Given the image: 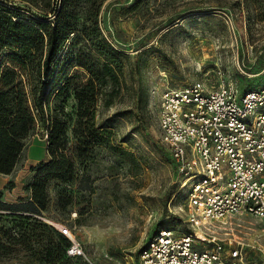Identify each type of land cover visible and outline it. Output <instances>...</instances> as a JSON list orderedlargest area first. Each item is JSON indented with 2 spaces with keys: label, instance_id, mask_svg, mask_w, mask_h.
I'll list each match as a JSON object with an SVG mask.
<instances>
[{
  "label": "rangeland",
  "instance_id": "1",
  "mask_svg": "<svg viewBox=\"0 0 264 264\" xmlns=\"http://www.w3.org/2000/svg\"><path fill=\"white\" fill-rule=\"evenodd\" d=\"M47 1L0 3L43 20L54 16L56 1L42 10ZM100 27L124 62L112 104L97 106L108 143L79 165L73 181L49 182L47 209L32 214L42 225L0 207V264H143L141 250L160 229L191 232L160 125L163 85L227 77L241 90L263 83L264 0H108ZM74 105L70 98L67 111ZM46 134L47 125L39 126L14 171L0 173V203L27 206L39 164L49 160ZM58 223L70 227L81 255L63 251ZM210 230L243 245L245 264H264V224L255 215H234Z\"/></svg>",
  "mask_w": 264,
  "mask_h": 264
},
{
  "label": "trees",
  "instance_id": "2",
  "mask_svg": "<svg viewBox=\"0 0 264 264\" xmlns=\"http://www.w3.org/2000/svg\"><path fill=\"white\" fill-rule=\"evenodd\" d=\"M54 1V16L43 20L24 18L13 5L0 3V173L14 171L41 125H47L49 155L29 187L27 206L0 203V207L41 225L32 214L47 209L49 182L73 181L79 165L108 143L107 131L97 125V106L112 104V93L124 75L120 52L100 27L108 0ZM51 6L49 0L42 10ZM70 98L75 102L73 113L67 111ZM53 231L67 253L71 240L58 229ZM30 239L26 235L24 240Z\"/></svg>",
  "mask_w": 264,
  "mask_h": 264
},
{
  "label": "built area",
  "instance_id": "3",
  "mask_svg": "<svg viewBox=\"0 0 264 264\" xmlns=\"http://www.w3.org/2000/svg\"><path fill=\"white\" fill-rule=\"evenodd\" d=\"M159 119L192 231L160 229L141 250L143 264H245L243 245L210 229L245 213L264 224V80L246 90L228 77L166 80ZM55 226L71 240L68 255H81L70 227Z\"/></svg>",
  "mask_w": 264,
  "mask_h": 264
},
{
  "label": "crops",
  "instance_id": "4",
  "mask_svg": "<svg viewBox=\"0 0 264 264\" xmlns=\"http://www.w3.org/2000/svg\"><path fill=\"white\" fill-rule=\"evenodd\" d=\"M31 198H29V200H30Z\"/></svg>",
  "mask_w": 264,
  "mask_h": 264
}]
</instances>
